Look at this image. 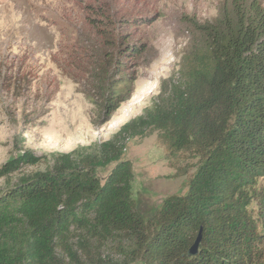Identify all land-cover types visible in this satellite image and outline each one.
Returning <instances> with one entry per match:
<instances>
[{"label":"trees","instance_id":"16d2710c","mask_svg":"<svg viewBox=\"0 0 264 264\" xmlns=\"http://www.w3.org/2000/svg\"><path fill=\"white\" fill-rule=\"evenodd\" d=\"M81 1L88 12L103 11L91 6L102 0ZM195 26L199 38L154 109L0 194V264H264V6L232 0L220 23ZM117 36L116 57L102 60L112 45L102 38V56L92 61L101 123L133 93L123 58L146 49ZM149 128L160 131L170 154L198 162L187 193L167 196L145 218L133 196V165L122 154ZM18 166L9 162L0 174Z\"/></svg>","mask_w":264,"mask_h":264},{"label":"rangeland","instance_id":"374dc122","mask_svg":"<svg viewBox=\"0 0 264 264\" xmlns=\"http://www.w3.org/2000/svg\"><path fill=\"white\" fill-rule=\"evenodd\" d=\"M231 1L102 0L91 6L103 11L88 12L81 0H0V171L19 163L0 174V194L47 171L58 155L98 146L154 109L164 82L178 80L183 57L199 38L195 24L220 23ZM119 32L146 49L123 58L124 75L135 77L133 93L101 123L92 61L102 56V38L112 44L102 60L116 57ZM159 133L149 128L130 138L122 154L133 165V196L145 218L167 196L186 194L197 169V158L170 154ZM113 167L99 169L100 178Z\"/></svg>","mask_w":264,"mask_h":264},{"label":"water","instance_id":"95a60500","mask_svg":"<svg viewBox=\"0 0 264 264\" xmlns=\"http://www.w3.org/2000/svg\"><path fill=\"white\" fill-rule=\"evenodd\" d=\"M200 240H201V233L199 234L198 238L196 239V242H195L194 246L191 249V252L192 253H196L197 252V249H198V245L200 243Z\"/></svg>","mask_w":264,"mask_h":264}]
</instances>
